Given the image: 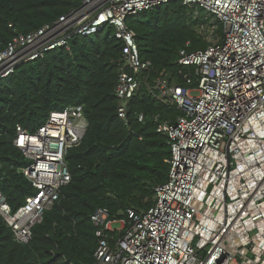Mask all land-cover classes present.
<instances>
[{
	"label": "built area",
	"instance_id": "obj_1",
	"mask_svg": "<svg viewBox=\"0 0 264 264\" xmlns=\"http://www.w3.org/2000/svg\"><path fill=\"white\" fill-rule=\"evenodd\" d=\"M172 1L195 9L194 19L200 10L215 20L206 48L179 53L184 83L168 74L151 77L153 63L142 58L127 24L129 16ZM107 26L123 43L118 116L126 119L141 84L182 113L175 121L156 116L171 151L169 177L156 187L154 204L140 214L129 210L128 219H113L107 208L92 215L99 240L92 264H264V0H83L1 50L0 82L19 64L70 50L75 35L90 37ZM88 125L76 105L51 111L36 132L16 127L14 144L30 161L21 171L35 193L14 211L0 191V215L19 242L32 240L33 227L71 181L66 154Z\"/></svg>",
	"mask_w": 264,
	"mask_h": 264
},
{
	"label": "trees",
	"instance_id": "obj_2",
	"mask_svg": "<svg viewBox=\"0 0 264 264\" xmlns=\"http://www.w3.org/2000/svg\"><path fill=\"white\" fill-rule=\"evenodd\" d=\"M82 1L0 0V51L17 35L55 22ZM186 8L172 1L127 18L137 32L142 58L153 63V79L168 74L184 83L180 51L209 45L198 31L208 21L194 19V9L186 13ZM102 32L95 38L75 35L70 50L60 47L23 62L0 82V191L14 211L35 193L21 171L30 161L14 144L16 127L36 132L51 111L76 105L83 107L89 124L81 143L66 154L71 181L33 227L32 240H16L0 215V264H92L99 244L91 218L95 211L107 208L113 219H128L129 210L140 214L154 204L156 187L168 180L171 150L167 136L157 132L156 116L175 121L182 112L158 101L141 84L126 119L120 118L116 87L123 43L114 27ZM216 32L224 37L219 21Z\"/></svg>",
	"mask_w": 264,
	"mask_h": 264
},
{
	"label": "rangeland",
	"instance_id": "obj_3",
	"mask_svg": "<svg viewBox=\"0 0 264 264\" xmlns=\"http://www.w3.org/2000/svg\"><path fill=\"white\" fill-rule=\"evenodd\" d=\"M192 7H187L186 8V13H191L190 12V9H191ZM193 9V8H192ZM194 11H195V9H194ZM193 14V13H192ZM199 15H202V16H204L205 18H208V22L207 23H205V24H203V25H200V27H199V32H201L204 36H205V38H207V39H213V33H212V31H211V24L212 23H214V19H213V17H211V16H209L207 13H205L204 11H200L199 10ZM102 34H105V31L104 32H102ZM96 33H93L92 35H91V37L92 38H95L96 37ZM114 228H116V227H119V223H113V225H112Z\"/></svg>",
	"mask_w": 264,
	"mask_h": 264
}]
</instances>
